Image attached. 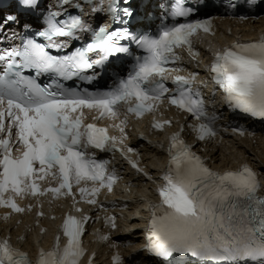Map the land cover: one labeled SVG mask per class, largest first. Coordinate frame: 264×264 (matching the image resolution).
<instances>
[{"label":"snow or ice","instance_id":"1","mask_svg":"<svg viewBox=\"0 0 264 264\" xmlns=\"http://www.w3.org/2000/svg\"><path fill=\"white\" fill-rule=\"evenodd\" d=\"M257 2L264 0H248ZM201 32L215 36L213 18H200L190 0H143L139 9L133 0H0L3 219L34 207L44 216L42 198L67 203L50 247H38L33 259L10 234L0 236V264H82L86 226L109 207L100 196L114 193L122 179L100 155L115 152L156 185L157 200L140 226L143 242L127 260L147 253L149 264H264V165L258 171L244 159L213 168L185 139L190 130L196 141H211L222 119L195 86L199 73L181 74V50L196 60ZM211 57V99L219 92L232 113L264 123V34L235 39ZM171 108L183 122L167 146L158 145L166 163L153 179L131 158L138 153L127 143L129 117L151 114V127L164 132L175 122L157 114ZM231 132L243 136L245 129ZM104 223L111 231L97 230V237L118 248L111 236L117 216L105 215ZM94 259L92 253L87 264ZM112 264L126 259L116 251Z\"/></svg>","mask_w":264,"mask_h":264},{"label":"bare ground","instance_id":"2","mask_svg":"<svg viewBox=\"0 0 264 264\" xmlns=\"http://www.w3.org/2000/svg\"><path fill=\"white\" fill-rule=\"evenodd\" d=\"M221 148H222V159H224L225 161L229 160L231 158L229 155L230 148L226 147V144L222 145Z\"/></svg>","mask_w":264,"mask_h":264}]
</instances>
